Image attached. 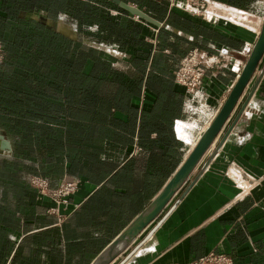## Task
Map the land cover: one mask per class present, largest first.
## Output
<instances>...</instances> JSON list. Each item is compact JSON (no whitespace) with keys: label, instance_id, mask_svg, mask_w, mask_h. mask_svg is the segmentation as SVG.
<instances>
[{"label":"crops","instance_id":"1","mask_svg":"<svg viewBox=\"0 0 264 264\" xmlns=\"http://www.w3.org/2000/svg\"><path fill=\"white\" fill-rule=\"evenodd\" d=\"M23 2L0 0L5 48L14 38L7 34H18L22 14L41 12ZM149 16L161 26L140 24L139 42L120 48L115 57L114 70H131L135 76L118 86L128 96H100L108 101L103 114L113 127L97 134L96 157L65 164L69 177L80 181L69 204L49 212L54 204L33 190L26 192L25 184L8 192L0 188V264H91L159 194L224 103L248 57L243 52L250 42L246 29L207 21L170 2L162 18ZM213 47L228 52L227 65L207 70L193 102L188 101L173 72L191 50L212 56ZM239 103L184 186L112 264L136 249L125 264H186L211 251L230 256L235 264H264V75L202 170ZM197 105L209 115L196 122L187 110ZM49 177L53 185L60 180Z\"/></svg>","mask_w":264,"mask_h":264},{"label":"rangeland","instance_id":"2","mask_svg":"<svg viewBox=\"0 0 264 264\" xmlns=\"http://www.w3.org/2000/svg\"><path fill=\"white\" fill-rule=\"evenodd\" d=\"M123 1L157 18L163 17L165 2H170L207 21L244 28L250 36L249 45L243 51L246 56L259 33L264 14V0ZM23 3L27 9L32 11L34 6L41 12L22 14L18 34H7L10 39L14 37L12 42H5L10 43L9 47L0 43L3 53L0 134L10 144V151L0 150V188L8 192L25 184L26 192L29 189L38 195L30 186L32 178L47 179L54 187L63 179L72 178L65 172V164L71 161V164H81V158L96 157L99 148L96 136L103 133L104 126L113 127V121L103 114L105 111L101 113L92 105L94 96L85 95L83 88L98 91L101 97L117 96L121 94L118 88L121 83L135 80L131 70H114L115 57L119 56L120 48L125 51L139 42L140 24L145 22L106 0H24ZM209 49L215 54H202L208 66L223 51ZM82 54L90 61L100 60L92 78L87 77L91 62L83 65L84 60L79 57ZM228 58V52L219 57L217 68L226 66ZM101 62L112 68L109 80L97 81L103 72ZM263 62L264 56L256 73ZM212 69L216 68L207 70ZM242 103L243 99L234 114ZM187 113L196 122L209 115L199 105ZM51 175L60 179L55 185L49 179Z\"/></svg>","mask_w":264,"mask_h":264},{"label":"water","instance_id":"3","mask_svg":"<svg viewBox=\"0 0 264 264\" xmlns=\"http://www.w3.org/2000/svg\"><path fill=\"white\" fill-rule=\"evenodd\" d=\"M114 4L117 8L125 11L132 17H137L155 27H160L161 24L153 19L148 14L134 6L133 4L126 3L122 0H106ZM264 56V15L259 33L251 46L248 57L239 73L237 80L231 87L224 103L218 110L217 114L205 129L203 134L197 140L195 146L183 160L179 168L174 172L172 177L168 180L159 194L152 200V202L94 259L91 264H112L118 257L124 254L135 239L163 212L165 207L170 203L172 198L180 191L190 175L196 169L198 164L202 161L204 156L209 151L212 144L215 142L217 136L223 129L225 123L231 117L237 104L242 98L246 88L251 82L256 70ZM264 75V64L251 88L246 96L242 106L240 107L235 119L226 130L224 136L220 140L218 146L209 154L205 161L202 170L211 162L213 157L217 154L220 146L230 135L231 131L239 121L245 107L251 100L257 85ZM1 137V150L10 151V144L4 136ZM137 251L130 253L126 256L125 260L120 264H125L126 261Z\"/></svg>","mask_w":264,"mask_h":264},{"label":"built area","instance_id":"4","mask_svg":"<svg viewBox=\"0 0 264 264\" xmlns=\"http://www.w3.org/2000/svg\"><path fill=\"white\" fill-rule=\"evenodd\" d=\"M222 53L227 51L222 49ZM250 50H248L249 52ZM221 51L213 63L208 66L205 57L197 50H191L180 61L173 72L175 84L181 86L185 92V99L193 102L197 92L202 86L206 70L208 68H217L220 63L219 57H222ZM3 59L2 48L0 47V60ZM80 181L76 179H63L56 186L52 187L49 180L41 178H32V186L41 198L50 200L55 207L49 209V212H55L60 206H67L70 198L78 191ZM186 264H235L233 259L220 252L211 251L204 256L188 262Z\"/></svg>","mask_w":264,"mask_h":264},{"label":"trees","instance_id":"5","mask_svg":"<svg viewBox=\"0 0 264 264\" xmlns=\"http://www.w3.org/2000/svg\"><path fill=\"white\" fill-rule=\"evenodd\" d=\"M80 57V59L83 61L84 60V62H83V65L84 64H86L85 62H91L89 65L91 66V68H90V71H89V74L87 75V77L88 78H92L93 76H95V69L100 65L99 64V61L97 60H91L90 61V59L89 58H87V56H85L84 54H82L81 56H79ZM82 57V58H81ZM81 60H79V61H81ZM101 66H102V70H103V72L101 71V73H102V76L100 77V78H98L97 79V81H104V80H109V78H108V74H109V72H111L112 71V68H111V66H109V64H107V63H102L101 62ZM83 91L84 92H86V93H84L85 95L86 94H90L91 96H94V99H95V104H92L94 107H96V109L97 110H99L100 112L101 111H104V110H106V109H104L106 106H104V105H102V103L103 104H107L108 103V101L107 100H102L101 99V94L97 91V92H94V90H90L89 88H83ZM92 91V92H91ZM88 92V93H87ZM121 96L122 97H127L128 96V92H127V90H121ZM110 104H111V108H112V106H113V103L112 102H110Z\"/></svg>","mask_w":264,"mask_h":264},{"label":"bare ground","instance_id":"6","mask_svg":"<svg viewBox=\"0 0 264 264\" xmlns=\"http://www.w3.org/2000/svg\"><path fill=\"white\" fill-rule=\"evenodd\" d=\"M135 18H137V17H135ZM139 19V18H138ZM0 150H1V137H0Z\"/></svg>","mask_w":264,"mask_h":264}]
</instances>
